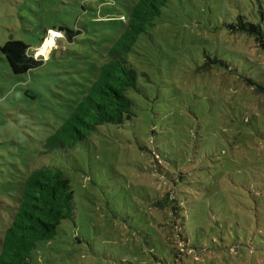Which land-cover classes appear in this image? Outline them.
Returning <instances> with one entry per match:
<instances>
[{
  "label": "rangeland",
  "instance_id": "obj_1",
  "mask_svg": "<svg viewBox=\"0 0 264 264\" xmlns=\"http://www.w3.org/2000/svg\"><path fill=\"white\" fill-rule=\"evenodd\" d=\"M137 1L0 0V46L35 53L50 28L76 33L20 75L0 49V238L25 178L49 165L69 176L76 211L33 264H264V0H169L129 56L138 114L45 145Z\"/></svg>",
  "mask_w": 264,
  "mask_h": 264
},
{
  "label": "trees",
  "instance_id": "obj_2",
  "mask_svg": "<svg viewBox=\"0 0 264 264\" xmlns=\"http://www.w3.org/2000/svg\"><path fill=\"white\" fill-rule=\"evenodd\" d=\"M168 2L138 0L134 3L124 19V30L108 50L107 58L98 67L83 98L47 138L45 145L50 151L74 147L100 126L121 125L138 114L131 92L140 90L139 73L129 56L140 36L156 26V18ZM258 28V25L240 18V30L253 34ZM59 31L69 40L76 35L65 26ZM0 49L16 75L29 72L45 62L43 56L33 58L35 53L30 46L19 39L8 40ZM163 194L166 196V191ZM178 197L171 201L173 208L181 213L185 195L180 192ZM165 202L170 201L164 197L163 203L159 201L158 205L163 213L168 205ZM75 211L74 190L66 172L49 165L34 169L23 182L16 211L0 238V264H33L38 244L55 238L62 223L74 218Z\"/></svg>",
  "mask_w": 264,
  "mask_h": 264
},
{
  "label": "clouds",
  "instance_id": "obj_3",
  "mask_svg": "<svg viewBox=\"0 0 264 264\" xmlns=\"http://www.w3.org/2000/svg\"><path fill=\"white\" fill-rule=\"evenodd\" d=\"M56 37L63 38V34L56 29H48L47 38L44 40L43 45L38 50H36L33 58L38 59L41 55H43L44 59L47 60L51 48L55 47Z\"/></svg>",
  "mask_w": 264,
  "mask_h": 264
},
{
  "label": "built area",
  "instance_id": "obj_4",
  "mask_svg": "<svg viewBox=\"0 0 264 264\" xmlns=\"http://www.w3.org/2000/svg\"><path fill=\"white\" fill-rule=\"evenodd\" d=\"M58 31H59V30H58ZM60 32H61V31H60ZM61 33H62V32H61ZM62 34H63V33H62ZM47 35H48V33H47ZM46 38H47V36L44 38V40H45ZM59 38H61V37H56V38H55V42H56ZM44 40H43V41H44ZM42 45H43V42H42ZM52 49H53V48H51V50H52Z\"/></svg>",
  "mask_w": 264,
  "mask_h": 264
}]
</instances>
